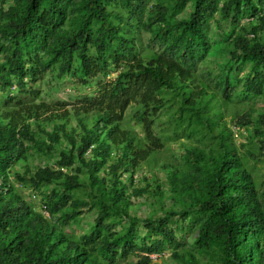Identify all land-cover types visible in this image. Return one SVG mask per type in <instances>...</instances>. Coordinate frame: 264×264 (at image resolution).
<instances>
[{
    "label": "trees",
    "instance_id": "1",
    "mask_svg": "<svg viewBox=\"0 0 264 264\" xmlns=\"http://www.w3.org/2000/svg\"><path fill=\"white\" fill-rule=\"evenodd\" d=\"M150 1L10 0L0 10V88L11 83L9 77L23 86L27 77L36 81L49 69L85 78L98 77L111 66L119 69L96 97L71 109L21 95L0 100V264H113L136 250L151 254L166 245L184 264H209L190 251H177L183 245L169 227L176 215L193 216L199 225L198 254L212 255L221 264H264V207L255 182L222 119L225 100L208 91L193 69L210 49L207 31L213 15L219 11L233 25L245 16L253 35L235 34L229 57L251 63L253 75L244 85L260 90L264 37L257 30L264 32V0H155L147 9ZM188 3L192 10L178 17ZM140 28L162 45V52L137 51L134 34ZM235 91L225 79V97ZM136 102L152 112L168 106L176 131L209 140L207 149H186L182 166H162L169 195L155 177L135 182L137 170L157 152L146 117V138L123 126L127 107ZM257 119L264 124V114ZM252 120L250 112L236 117L241 125ZM63 140L67 147L58 148ZM56 150L59 167L75 169V174L49 165L31 171V153ZM21 161L22 171L15 170ZM10 173L35 188L60 184V190L45 195L44 208L63 224L81 206L97 209L90 231L78 239L67 235L25 202L10 184ZM77 189L83 198L72 196ZM143 196L156 198L163 214L141 220L159 239L148 243L143 238L139 246L133 227L115 229L123 218L135 225L139 219L128 210ZM163 199L170 205L165 207ZM138 264H151V259L140 255Z\"/></svg>",
    "mask_w": 264,
    "mask_h": 264
},
{
    "label": "rangeland",
    "instance_id": "2",
    "mask_svg": "<svg viewBox=\"0 0 264 264\" xmlns=\"http://www.w3.org/2000/svg\"><path fill=\"white\" fill-rule=\"evenodd\" d=\"M155 0H151L147 9ZM166 1L167 0H161ZM10 0H0V10L6 9ZM192 10V6L188 3L183 10L178 14V17H187ZM149 13L146 11L144 18L148 17ZM253 25L249 24V19L242 16L237 25H233L230 17L222 16V13L217 11L209 20L207 37L209 39L210 49L207 54L198 61L194 62L193 69L197 80H203L210 92L216 93L218 97L225 100L221 109L224 111L223 121L227 124L228 129L231 130V141L243 162L252 175L255 182L256 191L259 200L264 207V124H261L257 117L264 114V86L260 90L250 91L244 85L245 79L252 77L251 63L241 62L237 58H230V43L235 34L241 33L252 37ZM244 29V30H243ZM258 37L263 38L264 32L261 29L257 30ZM135 39L137 43V51L139 53H147L150 51L162 52L163 47L157 41L151 38L148 31L143 28L137 29L135 32ZM118 68L111 66L108 71L95 78H85L82 74L76 73H60L57 69H49L42 73L36 81H31L29 77L24 79V85L20 86L15 78L9 77L11 83L5 88H0V100L7 97L21 95L24 99L28 97L31 101L36 103L45 102L50 104H57V106L71 109L72 107L80 106L81 104L93 99L97 96L99 89L112 82L117 73ZM227 79L236 91L230 97H225L223 92V84ZM140 112V117L138 115ZM244 112H250L254 120L246 125H241L236 121V117ZM150 121L152 136L156 143L155 156L141 165L134 176L135 182L143 181V178L149 179L151 182L153 178L159 180L160 188L166 195H169L168 184L166 180V171L162 169L164 164H172L180 167L184 164L182 156L185 150L193 149L194 147H203L207 149L209 140L207 138L201 140L199 135L189 137L180 130L176 131L174 124V117L171 115L169 107H163L158 112L145 110L140 107L138 103H131L124 115L123 126L135 131L139 136L145 137L144 120ZM72 124H75L73 119ZM146 138V137H145ZM63 146L67 147L66 140L62 141ZM90 157V153H86V158ZM59 153L58 150L51 153L36 155L35 151L29 157V165L31 171L35 172L37 167L46 165L59 169L58 165ZM24 161L19 162L15 166V170L22 171ZM61 171L67 174H75V169L60 168ZM82 174L79 173V176ZM157 175V176H156ZM124 181L129 183L127 175ZM9 182L13 188L23 197L35 211L45 214L44 205L45 195L52 190H60V184L54 182L40 185L39 188L33 187L28 182H21L15 179L12 173L9 174ZM136 184V183H134ZM143 184V182H142ZM132 187V185H129ZM75 198H83L81 190H74L72 193ZM170 201L163 199L165 207L170 205ZM177 205V209H180ZM264 209V208H263ZM79 213L68 224H63L57 217L46 215L54 225L63 230L67 235L74 239L88 233L94 223V218L97 214V209H88L86 206L79 207ZM128 213L131 217L139 219L135 225L131 226L128 219H121L115 231L121 229H129L133 227L136 234L134 236L135 243L142 245V239H147L148 243H153L159 239L157 234L150 233L144 227L142 219L149 217H160L163 210L156 198L151 196L139 197L132 201ZM169 227L173 230L176 240L183 246L177 248L178 252L190 251L198 256L201 262H209V264H221L220 261L213 259L212 255L198 254L196 252L195 242L199 235V225L195 222L193 216L182 219L179 215L171 218ZM174 249L172 246L166 245L160 252H153L148 254L140 250H136L126 257H118L113 264H138L140 255L147 256L151 259V264H184L181 259L174 256Z\"/></svg>",
    "mask_w": 264,
    "mask_h": 264
},
{
    "label": "built area",
    "instance_id": "3",
    "mask_svg": "<svg viewBox=\"0 0 264 264\" xmlns=\"http://www.w3.org/2000/svg\"><path fill=\"white\" fill-rule=\"evenodd\" d=\"M45 214L48 215V212L46 210H45ZM45 214H44V216H46Z\"/></svg>",
    "mask_w": 264,
    "mask_h": 264
}]
</instances>
